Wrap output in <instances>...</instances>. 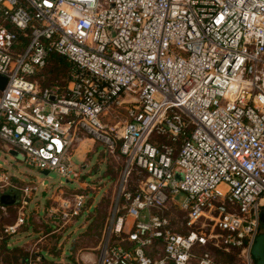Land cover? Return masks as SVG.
Here are the masks:
<instances>
[{"label": "built area", "instance_id": "obj_1", "mask_svg": "<svg viewBox=\"0 0 264 264\" xmlns=\"http://www.w3.org/2000/svg\"><path fill=\"white\" fill-rule=\"evenodd\" d=\"M52 55L70 64L67 85L40 87ZM0 75V142L26 166L71 182L84 137L124 160L96 264H191L208 243L253 264L264 209V0H0ZM133 172L141 180L130 190ZM43 184L18 187L0 167V195L21 192L23 206ZM60 199L48 217L63 225L90 200ZM24 218L4 232L17 234ZM197 264L214 263L204 253Z\"/></svg>", "mask_w": 264, "mask_h": 264}, {"label": "rangeland", "instance_id": "obj_2", "mask_svg": "<svg viewBox=\"0 0 264 264\" xmlns=\"http://www.w3.org/2000/svg\"><path fill=\"white\" fill-rule=\"evenodd\" d=\"M68 69L69 64L64 59L58 61L51 57L46 68L36 78L39 86L67 85ZM110 124L120 126L117 122ZM78 144L80 146L75 147L73 162L80 167V174L72 176L71 182H67L55 172L45 176L41 171L26 166L21 160L16 161L17 159L11 154L12 149H8L6 154L0 142V167L13 178L15 185L22 187L25 183L38 184L44 181L42 186L38 185L37 193L26 199L25 206L21 203L23 198L21 192H13L20 198L17 204L0 206V244L5 264L97 263V248L107 217L119 192L124 188L119 178L124 160L117 153H109L102 144L93 141L90 137H84ZM140 180L141 177L133 172L125 188L132 190ZM80 183L86 186H80ZM59 186L63 187L62 191L57 190ZM10 191L11 189H8L4 193ZM73 194H87L90 199L86 202L84 212L79 218L63 225L62 222L48 217L50 208H56L61 202L60 198H70ZM175 199L180 200L181 194ZM122 203L123 201L120 200L119 204ZM21 213L25 217L24 225L17 234H6L5 228L15 224ZM168 214L175 231L185 232L181 226L182 214L174 209ZM204 253H209L214 264H246L245 258L239 251L226 250L212 243L202 248L195 247V258L192 259L191 264H197L199 257Z\"/></svg>", "mask_w": 264, "mask_h": 264}, {"label": "water", "instance_id": "obj_3", "mask_svg": "<svg viewBox=\"0 0 264 264\" xmlns=\"http://www.w3.org/2000/svg\"><path fill=\"white\" fill-rule=\"evenodd\" d=\"M7 84V79L0 75V92H2ZM11 154L17 160H22L21 155L17 152L12 150ZM43 175L47 176V172H42ZM175 179L180 181L182 179L181 174H176ZM19 202L18 195H10V194H2L0 195V205L2 206H9L15 205ZM260 227L262 229V234H260L252 247L251 255L255 260V264H264V209L260 212Z\"/></svg>", "mask_w": 264, "mask_h": 264}, {"label": "crops", "instance_id": "obj_4", "mask_svg": "<svg viewBox=\"0 0 264 264\" xmlns=\"http://www.w3.org/2000/svg\"><path fill=\"white\" fill-rule=\"evenodd\" d=\"M80 146V145H79ZM79 146H78V148H79ZM2 149L5 151V153L7 152V150L8 149H6V148H4V147H2ZM7 154V153H6ZM12 160H15L13 157H10ZM16 161H19V160H16ZM2 168V167H1ZM16 181H18V182H20V183H24V181H22V180H19V179H16ZM80 185H86V184H84V183H80Z\"/></svg>", "mask_w": 264, "mask_h": 264}, {"label": "trees", "instance_id": "obj_5", "mask_svg": "<svg viewBox=\"0 0 264 264\" xmlns=\"http://www.w3.org/2000/svg\"><path fill=\"white\" fill-rule=\"evenodd\" d=\"M51 57H54L56 60H58V61H60V59H64V58H62V57H59V56H57V55H52ZM50 57V58H51ZM65 60V59H64ZM66 61V60H65ZM67 62V61H66ZM68 63V62H67ZM69 64V63H68ZM70 65V64H69Z\"/></svg>", "mask_w": 264, "mask_h": 264}]
</instances>
